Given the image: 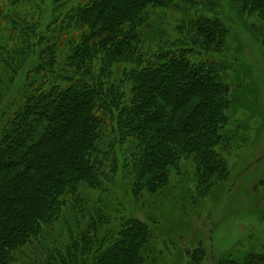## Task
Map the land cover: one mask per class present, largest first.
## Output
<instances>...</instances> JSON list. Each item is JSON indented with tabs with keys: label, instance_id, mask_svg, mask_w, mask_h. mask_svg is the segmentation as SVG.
<instances>
[{
	"label": "trees",
	"instance_id": "obj_1",
	"mask_svg": "<svg viewBox=\"0 0 264 264\" xmlns=\"http://www.w3.org/2000/svg\"><path fill=\"white\" fill-rule=\"evenodd\" d=\"M221 1L0 0V66L34 59L37 78L0 132V264H144L153 219L107 186L119 179L136 206L143 194L166 200L181 161L191 159L195 189L224 173L216 162L225 166L217 147L230 105L216 55L229 34ZM230 1L264 24V0ZM164 9H182L177 35L147 38L151 12ZM65 213L76 229L46 241ZM197 251L191 264H208ZM226 258L212 264H264V248Z\"/></svg>",
	"mask_w": 264,
	"mask_h": 264
},
{
	"label": "rangeland",
	"instance_id": "obj_2",
	"mask_svg": "<svg viewBox=\"0 0 264 264\" xmlns=\"http://www.w3.org/2000/svg\"><path fill=\"white\" fill-rule=\"evenodd\" d=\"M23 6L25 11L30 8ZM219 6L229 21L225 46L216 52L225 63L223 81L230 94L227 124L222 131L224 146L220 144L221 148L220 145L216 148L225 162L224 166L216 160L224 167V173H213L207 177L209 186L195 189L193 163L191 159L181 161L180 170L185 172L181 177L171 176V185L164 190L166 200L143 194L136 206L121 192L124 185L119 179L107 186L117 191L125 200L120 198V202L133 212L143 205L139 217L153 219L147 245L151 251L149 264H191V254L196 250L203 251L209 258L208 264H212L226 256V259H241L264 248V24L245 13L239 14L230 0H222ZM181 11L151 12L147 38L153 39L161 33L162 42L174 39ZM46 13L49 15L50 10ZM192 14L188 11V15ZM191 31L186 27L180 35L189 37ZM6 47L9 52L11 46ZM206 49L211 51L213 46L203 48ZM34 63L30 59L13 69L15 72L0 66V132L15 110L14 104L19 102L25 84L36 78L34 73H29ZM82 193L88 203L98 197L91 189L85 188ZM88 219L84 215L79 225ZM72 229H76L73 217L65 213L45 236L46 241L60 243ZM148 262L145 259L144 264Z\"/></svg>",
	"mask_w": 264,
	"mask_h": 264
}]
</instances>
